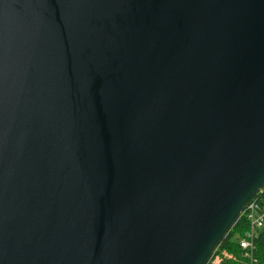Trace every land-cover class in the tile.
<instances>
[{
    "label": "water",
    "instance_id": "obj_1",
    "mask_svg": "<svg viewBox=\"0 0 264 264\" xmlns=\"http://www.w3.org/2000/svg\"><path fill=\"white\" fill-rule=\"evenodd\" d=\"M264 187V0H0V264H207Z\"/></svg>",
    "mask_w": 264,
    "mask_h": 264
},
{
    "label": "trees",
    "instance_id": "obj_2",
    "mask_svg": "<svg viewBox=\"0 0 264 264\" xmlns=\"http://www.w3.org/2000/svg\"><path fill=\"white\" fill-rule=\"evenodd\" d=\"M256 197L264 199V187ZM246 230L247 223L240 216L216 247V252L226 253L221 264H264V226L258 231L251 249H242L238 243V238L243 237Z\"/></svg>",
    "mask_w": 264,
    "mask_h": 264
},
{
    "label": "built area",
    "instance_id": "obj_3",
    "mask_svg": "<svg viewBox=\"0 0 264 264\" xmlns=\"http://www.w3.org/2000/svg\"><path fill=\"white\" fill-rule=\"evenodd\" d=\"M256 195L244 206L240 214L247 223V230L244 236L238 238L239 246L242 249H251L253 247V240L257 236L258 231L264 226V199L256 197ZM215 250L207 264H221L222 258L226 256V253L216 252Z\"/></svg>",
    "mask_w": 264,
    "mask_h": 264
}]
</instances>
